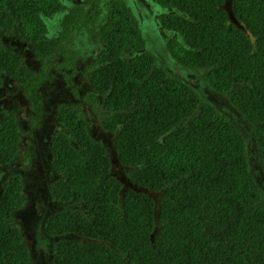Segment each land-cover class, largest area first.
<instances>
[{
	"label": "trees",
	"instance_id": "1",
	"mask_svg": "<svg viewBox=\"0 0 264 264\" xmlns=\"http://www.w3.org/2000/svg\"><path fill=\"white\" fill-rule=\"evenodd\" d=\"M153 1L164 9L158 22L169 32L170 54L201 71L250 125L264 173V0H232L241 28L228 20L226 0ZM75 7L65 16L60 0H0V33H15L39 61L37 70L28 68L0 39V86L9 77L28 94L51 71L76 72L78 56L67 43L74 30L101 19L103 5L91 13L84 3ZM105 7L91 89L82 98L113 133L128 178L146 191L122 194L109 151L89 133L81 104L61 105L51 195L78 206L45 219L53 264H264V193L250 172L242 132L159 63L124 0ZM57 15L59 25L51 21ZM20 137L16 115L3 112L0 166L14 158ZM1 186L0 264H31L14 219L25 204L23 181L13 176Z\"/></svg>",
	"mask_w": 264,
	"mask_h": 264
},
{
	"label": "rangeland",
	"instance_id": "2",
	"mask_svg": "<svg viewBox=\"0 0 264 264\" xmlns=\"http://www.w3.org/2000/svg\"><path fill=\"white\" fill-rule=\"evenodd\" d=\"M110 0H61L67 13L78 4L91 8L97 4L103 5L101 19L87 28L74 30L68 44V48L78 56L76 58V72L71 76H65L60 72L40 86V88L26 93L14 80L5 77L0 86V117L5 111H12L20 126L19 149L14 158L5 165L0 166L1 185L10 177L18 176L23 181V196L25 204L15 214L14 219L19 224L25 242L31 253V264H53L54 239L47 236L44 230L45 219L52 213L64 209L65 206L76 208L78 204L60 203L52 198L51 183L56 178L51 168V144L59 125L55 119L57 109L64 104H81L84 112L87 128L91 136L100 140L109 151L112 162L110 175L118 178L122 183V194L129 189L139 188L127 176V168L120 164L115 146L113 133L101 128L100 119L93 112L91 105L83 100V95L89 91L88 75L91 65L97 53L101 49L98 39L99 33L104 28L103 14L106 12L105 4ZM122 1V0H121ZM133 10L139 21L147 44L157 55L161 65L170 73L181 78L193 86L200 95L213 103L217 109L229 116L242 132L247 145V160L250 172L264 193V173L260 167L257 147L254 141L253 131L250 125L229 104L227 98L214 91L203 79L202 72L185 68L170 54L167 46L169 32L162 29L158 22L159 15L164 11L153 0H124ZM232 0H226L223 7L228 11V20L242 27L231 10ZM75 5V6H74ZM84 6V5H82ZM71 7V8H70ZM62 14V13H61ZM60 16L57 15L54 24L59 25ZM58 28V27H56ZM1 41L9 48L19 53L24 65L37 70L39 61L31 46L18 39L15 33L4 35L0 33ZM60 58V57H59ZM59 58H57L59 60ZM2 192V186L0 187ZM154 197L162 196L161 193L152 194Z\"/></svg>",
	"mask_w": 264,
	"mask_h": 264
},
{
	"label": "flooded vegetation",
	"instance_id": "3",
	"mask_svg": "<svg viewBox=\"0 0 264 264\" xmlns=\"http://www.w3.org/2000/svg\"><path fill=\"white\" fill-rule=\"evenodd\" d=\"M61 1V0H60ZM69 42V41H68ZM59 59H62V57H60Z\"/></svg>",
	"mask_w": 264,
	"mask_h": 264
}]
</instances>
